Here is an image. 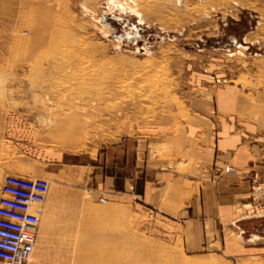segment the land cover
Listing matches in <instances>:
<instances>
[{"label": "crops", "instance_id": "0c3cea01", "mask_svg": "<svg viewBox=\"0 0 264 264\" xmlns=\"http://www.w3.org/2000/svg\"><path fill=\"white\" fill-rule=\"evenodd\" d=\"M3 6L0 62L34 57L48 40L51 8L45 0ZM213 50L207 64L188 70L181 115L143 130L128 122L91 146L75 112L51 128L0 102L1 168L49 180L29 261L92 264L86 256L96 253L97 264H264V218L238 211L250 176H264V54L240 67L221 65L225 53ZM225 163L234 171L215 176L214 164ZM162 242L186 257L173 260Z\"/></svg>", "mask_w": 264, "mask_h": 264}, {"label": "rangeland", "instance_id": "374dc122", "mask_svg": "<svg viewBox=\"0 0 264 264\" xmlns=\"http://www.w3.org/2000/svg\"><path fill=\"white\" fill-rule=\"evenodd\" d=\"M148 2L158 8L142 13L129 0H45L48 40L34 57L0 62V102L51 128L61 114L75 112L91 146L128 122L143 130L161 116L181 115L188 70L207 64L214 47L225 53L221 65L246 66L247 57L264 54V0ZM1 157L0 183L9 171ZM164 244L173 260L186 257ZM139 251L145 256L149 248Z\"/></svg>", "mask_w": 264, "mask_h": 264}, {"label": "built area", "instance_id": "2783aa9c", "mask_svg": "<svg viewBox=\"0 0 264 264\" xmlns=\"http://www.w3.org/2000/svg\"><path fill=\"white\" fill-rule=\"evenodd\" d=\"M228 163L214 164L215 176L231 173ZM249 200L238 208L242 217L264 218V176H250ZM49 189L41 176L5 172L0 183V264H27L36 241L40 216Z\"/></svg>", "mask_w": 264, "mask_h": 264}, {"label": "bare ground", "instance_id": "6f19581e", "mask_svg": "<svg viewBox=\"0 0 264 264\" xmlns=\"http://www.w3.org/2000/svg\"><path fill=\"white\" fill-rule=\"evenodd\" d=\"M3 1V4H4V8L5 9H7L8 7H10L11 6V4L12 3H14V1L15 0H0V2H2ZM30 2L32 1V0H29ZM134 6H135V8H137V9H139V11H141L142 13H151V12H153V10H155V9H157L158 7H156V6H154V5H152V3H149L148 2V0H129ZM56 4V3H55ZM115 7V6H114ZM56 8V7H55ZM54 8V9H55ZM32 10V9H31ZM122 10V9H121ZM1 13V12H0ZM30 13V12H29ZM31 14V13H30ZM36 14V13H35ZM17 15V17H19L20 16V14H16ZM24 18H25V20L26 21H30V20H32V21H30L29 22V24L31 25V27H33V30L34 29H36L37 27H36V22H33V19H31L30 18V16L28 15V18L26 17V16H24ZM5 35H6V33H5ZM22 42H23V40H21ZM111 255V254H110ZM89 257H90V259L91 258H93L94 260L92 261L93 263L92 264H97V260H96V256H97V254L95 253V254H92V255H88ZM112 256H114V254L112 255ZM87 257V256H86ZM62 259H64L65 257L64 256H62L61 257ZM67 258V257H66ZM60 260V259H59ZM79 262H77V263H73L72 262V264H78ZM66 264V263H65Z\"/></svg>", "mask_w": 264, "mask_h": 264}]
</instances>
